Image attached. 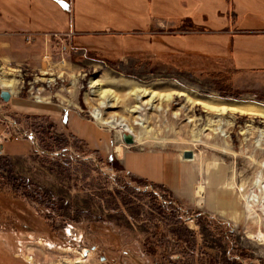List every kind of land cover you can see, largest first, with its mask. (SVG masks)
<instances>
[{
	"label": "rangeland",
	"instance_id": "obj_1",
	"mask_svg": "<svg viewBox=\"0 0 264 264\" xmlns=\"http://www.w3.org/2000/svg\"><path fill=\"white\" fill-rule=\"evenodd\" d=\"M187 27L171 36L192 32ZM138 38L107 37L90 49L49 36L36 54L0 46V66L10 74L0 78L18 84L9 102L0 89V264H264L263 203L248 202L264 188V118L209 113L174 96L157 102L166 112L144 107L147 128L137 127L129 146L118 126L94 119L100 100L90 88L100 79L121 99L142 86L264 109V72L169 55ZM37 95L50 103H38ZM117 115L131 119L124 108L104 110L107 121ZM7 141V153L14 142L28 152L5 156ZM118 146L182 158L192 151L193 159L183 160L194 166L192 189L205 187L203 200L196 189L177 196L132 176ZM218 208L231 218L217 217Z\"/></svg>",
	"mask_w": 264,
	"mask_h": 264
},
{
	"label": "crops",
	"instance_id": "obj_2",
	"mask_svg": "<svg viewBox=\"0 0 264 264\" xmlns=\"http://www.w3.org/2000/svg\"><path fill=\"white\" fill-rule=\"evenodd\" d=\"M185 24L192 31L184 35L189 38L187 47L195 54L227 62L235 70L264 72V0H0V46L15 53L36 54L40 39L54 35L96 49L107 37H171L173 29ZM27 37L33 38L32 44L26 42ZM14 143L10 154L5 151L9 141L1 146L5 156L28 152L27 144ZM117 157L136 178L177 196H194L196 189V197L204 198L203 185L192 189L194 166L182 156L123 150L122 157ZM200 187L203 197L198 195ZM214 213L231 218L227 210L218 208Z\"/></svg>",
	"mask_w": 264,
	"mask_h": 264
},
{
	"label": "bare ground",
	"instance_id": "obj_3",
	"mask_svg": "<svg viewBox=\"0 0 264 264\" xmlns=\"http://www.w3.org/2000/svg\"><path fill=\"white\" fill-rule=\"evenodd\" d=\"M0 75L9 76L10 75L9 70H4L0 66ZM17 85L18 84L16 80L7 81V80L0 78V87H1L0 89L2 91L9 92L11 95L15 93V88ZM103 87L105 86L100 79L91 81L90 88L92 89V93L94 94L93 96L97 94L100 100L99 108H94L93 110L94 119L97 122H100L103 125H109L112 128L118 126L120 130L122 131V133L131 135L135 139H136V128L137 127H140L141 129L147 128L145 125V119L143 116L144 107H146V109L148 108L151 111L156 110L157 112H166L165 108H163L162 105H157V102L161 101V103H171L174 100V96L185 97L189 103L200 105L209 113H216V114L231 113V114L247 115L250 117L264 118V109L258 106H255V105H251V104L233 103V104L225 105L221 103H216L212 100L197 101L196 99H193L191 95L187 93L174 92V93L165 95V94L157 93L155 91H152L142 86L141 87L136 86L132 88L130 95L127 98L123 97V99H121L116 95L114 91L110 89L108 90L107 88L104 89ZM148 97H149V100L145 101V98H148ZM36 100L38 103H50L47 101H42L41 99H39L38 95L36 97ZM131 104L133 105L131 106ZM117 108H124V110L127 113H129V115L131 116V119H128L127 117H123L119 115H117V118L112 117L110 121H107V119L104 118V110L117 109ZM216 132L223 134L222 128L217 129ZM115 152L118 156L122 157L123 149L120 146L116 147ZM203 194H204V188L200 187L198 190V195L203 197ZM261 194H262V197L259 196L260 194L259 195H256V194L248 195V202L251 204L252 203L254 204L257 201L262 200L261 202L263 203L262 205L264 208V188L263 187L261 189ZM259 237L262 238L263 234L260 233ZM78 263L80 264V262Z\"/></svg>",
	"mask_w": 264,
	"mask_h": 264
},
{
	"label": "trees",
	"instance_id": "obj_4",
	"mask_svg": "<svg viewBox=\"0 0 264 264\" xmlns=\"http://www.w3.org/2000/svg\"><path fill=\"white\" fill-rule=\"evenodd\" d=\"M129 37V39L140 41L138 37L134 36H125ZM161 37V36H159ZM120 38V37H119ZM118 36L112 37V39L116 42V39H119ZM122 41V40H121ZM125 41V40H123ZM189 42V38L185 36H176V37H162L161 41H157V36L155 38H148V44L151 46H154L155 48L160 47V48H165L168 50V54L170 55L171 53H177V54H182V55H192V56H198L201 57L198 54H195L190 48L187 47ZM165 49V50H166ZM164 51V50H162ZM1 212L4 210V206H0ZM11 209L10 207H8ZM24 263V262H23Z\"/></svg>",
	"mask_w": 264,
	"mask_h": 264
},
{
	"label": "water",
	"instance_id": "obj_5",
	"mask_svg": "<svg viewBox=\"0 0 264 264\" xmlns=\"http://www.w3.org/2000/svg\"><path fill=\"white\" fill-rule=\"evenodd\" d=\"M1 98L3 99L4 102H9L12 98V95L7 91H2ZM123 140L126 145L132 146L135 144V140L131 135H124ZM193 157H194V153L192 151L187 150L183 153V159H193Z\"/></svg>",
	"mask_w": 264,
	"mask_h": 264
},
{
	"label": "built area",
	"instance_id": "obj_6",
	"mask_svg": "<svg viewBox=\"0 0 264 264\" xmlns=\"http://www.w3.org/2000/svg\"><path fill=\"white\" fill-rule=\"evenodd\" d=\"M54 36H56V37H57V35H54ZM32 39H33V38L27 37V41H28V42H31V41H32Z\"/></svg>",
	"mask_w": 264,
	"mask_h": 264
}]
</instances>
